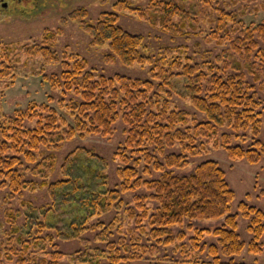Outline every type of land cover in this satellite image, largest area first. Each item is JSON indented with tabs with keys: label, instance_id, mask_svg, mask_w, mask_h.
Instances as JSON below:
<instances>
[{
	"label": "trees",
	"instance_id": "obj_1",
	"mask_svg": "<svg viewBox=\"0 0 264 264\" xmlns=\"http://www.w3.org/2000/svg\"><path fill=\"white\" fill-rule=\"evenodd\" d=\"M184 2L152 0L146 10H140L128 0H120L114 4L113 11L102 13L95 24L83 22L92 45L109 46L112 56L124 65L153 64L150 80L122 75L96 77L85 59L70 54L72 65L65 61L66 67L60 75L44 78L53 90L60 92L62 100L58 105L66 116L54 109L51 95L47 102L33 101L10 116L0 111V180L3 186L9 183L12 189L9 199L27 187L30 190L37 186H47L49 198L41 208L21 200L25 211L6 210L12 232L0 255L4 254L7 261L60 264L65 254L59 250L58 241L77 240L84 246L68 255L70 264H132L135 260H147L146 255H153L161 248H172V256L180 255L172 260L176 263L200 264L199 258H193L195 262L189 258L205 255L206 259H212L210 263L206 261L207 264H247L235 260L246 247L238 233L240 215L250 221L248 231L252 239L248 251L256 254L263 251L264 211L241 202L239 212L231 213L236 195L216 161L208 160L186 175L174 172L186 168L202 152H208L207 146L217 145L221 139H228L229 144L228 134L218 137L219 127L243 133L244 141H248L249 136L254 141L251 148L227 146L231 159L260 163L264 159L262 98L244 82L245 74L239 64L230 65L238 72L236 75L227 72L230 67L216 68L214 63L184 64L177 58H169L174 50L171 48L163 49L161 60L153 63L152 58L144 54L145 37L119 25V13L131 12L142 20L149 18L164 30L184 31L187 25L194 26L196 16L186 9ZM77 14L76 18L82 21L87 17V13ZM176 17L182 24L175 23ZM223 20L219 18L218 24L225 23ZM213 29L212 37L223 36L219 25ZM235 31L239 34L231 37L232 49L237 55L245 54L250 58L257 46L254 37L264 41V23L247 29L238 26ZM230 32L227 29L224 35ZM53 35L46 34L42 46L47 45ZM35 47L24 48L28 54L60 62L49 44ZM12 52L11 48L0 50V78L7 87L16 76ZM176 78L181 79L193 106L206 115V121H188L189 114L172 108L170 100L165 98L170 95L166 88L173 87ZM67 100L70 105L65 104ZM119 119L128 126V136L114 156L121 162L116 170L119 182L115 186H110L105 173L107 161L86 148L70 152L60 167L61 177L55 182L48 181L54 172L56 156L40 154L43 145H57L91 134L107 137ZM177 145L183 148L181 152L168 153ZM27 170L28 176L37 178L39 184L35 180L22 181ZM153 172L159 173L160 178L144 180L141 175L152 176ZM143 186L150 194L135 195L132 199L135 205L125 207L123 193L136 192ZM20 213L24 218L23 226H17L16 222ZM222 219V225L214 229L189 225L186 232L176 237L172 233L174 227H183L186 221ZM207 236L217 239L216 243L209 244ZM186 237L188 243L178 242Z\"/></svg>",
	"mask_w": 264,
	"mask_h": 264
},
{
	"label": "rangeland",
	"instance_id": "obj_2",
	"mask_svg": "<svg viewBox=\"0 0 264 264\" xmlns=\"http://www.w3.org/2000/svg\"><path fill=\"white\" fill-rule=\"evenodd\" d=\"M20 1L19 4L9 3L7 6H4L7 4L6 1H0V50L12 49L11 61L15 68L13 73L16 75L10 87L5 86L4 80L0 78L1 112L10 116L18 108H26L33 101L39 103L47 102L48 97L51 95L54 98L52 103L54 109L66 116L64 109L61 110L60 105H58L60 100H62L60 92L53 90L50 83L44 78L45 76L60 75L63 68L66 67L65 61L72 65V61H69L70 54L78 55L85 59L88 62V69L92 70L96 77L101 75L105 77L122 75L143 81L151 79L153 64L124 65L118 58L112 56L109 46L97 47L92 45V39L84 29L83 22L95 24L102 13L113 11L114 4L120 0ZM128 1L134 8L146 10L152 0ZM183 4H185L186 9L196 14L194 26L187 25L184 31L177 30V28L175 30H164L162 26L154 25L149 18L146 17L145 20H142L137 14L131 12L119 13V25L132 34H140L145 37L147 49L144 50V54L150 56L153 63L161 60L163 49L171 48L174 50L169 58H177L184 64L214 63L217 65L215 66L216 68L222 69L225 66L230 67V65L239 64L245 74L246 81L244 82L264 102V41L257 36L254 37L257 46L253 49L250 58H246L245 54L237 55L231 45V37H236L239 34L235 31V28L241 26L247 29L252 28L253 25L257 26L264 23V0H185ZM78 12L87 13L84 21H82V18H76V16L79 17ZM224 14H229V16H224ZM219 18H223V21L226 20L225 23L218 24ZM174 21L177 25L183 22L179 17L174 18ZM217 25L220 26L223 36L214 38L212 37L213 28H217ZM227 29L231 31L228 36L224 35ZM49 33H54L48 44L57 52L60 59L58 63L49 62L46 56L43 55L28 54V50L24 48L27 46L33 48L35 46H39V48L47 47L48 44L42 45L45 35ZM227 72L233 75L238 74L231 67ZM175 81L177 83H173V87L166 88L170 95H165V98L170 100L172 108L187 112L190 117L188 121L193 119L197 122L206 121V115L198 112L193 106L191 96L180 83L181 79L176 78ZM175 81L172 79V82ZM65 104L70 105V102L67 100ZM127 130L128 126L122 119H119L114 123L113 131L107 137L91 134L85 137H74L57 145H54L55 143H49L50 145L48 146L43 145L40 148V154L47 157L53 153L56 156L54 172L47 178L48 181L55 182L61 177L59 175L60 167L63 159L70 152L77 148H86L94 151L107 161L105 173L108 175L110 186H115L119 182L116 170L121 166V162L114 156L118 152L119 147L124 145L128 136ZM223 134L230 136L229 144L228 139H221L217 145L213 143L207 146L206 151L208 152H202L198 157L193 158L191 164L186 168L174 170V172L178 175H186L208 160L216 161L226 173L227 182L236 195L231 213L236 214L239 212L238 206L241 202L264 211V159L258 164H251L241 159H231L226 149L227 146L240 145L245 148H251V144L254 141L251 140V136L248 137V141H244L241 137L243 133L219 127L218 137L221 138ZM248 135L251 134L248 133ZM261 138H264V132ZM181 149L183 150L182 147L177 145L173 149L168 150V153H179ZM140 169L142 171L143 168ZM24 175L26 176H24L22 181L35 180L38 184L40 183L37 178L28 176V170ZM141 175L144 180L157 179L161 176L156 172H153L152 176ZM39 177L41 178V176ZM145 188L143 186L136 192L123 193L121 198L126 203L125 207L130 208L135 205V202L132 201L135 195H149L150 193ZM11 190L9 183L3 186L0 180V252L7 246L8 234L12 232V227H10L8 222V211L6 212V210L12 209L15 213L25 211L22 208L21 200L29 202L38 208L49 202L47 186L42 188L37 186L30 190L27 187L26 190L24 189L19 194L15 193V196L9 199L12 193ZM152 205L156 206L155 203H152ZM108 218L110 219L111 216H108ZM223 220L186 221L183 227H174L172 233L176 237L178 233L186 232L189 225L214 229L221 226ZM16 222L17 226H23L24 218L21 213ZM249 223V220L240 215L238 233L242 241L246 243V247L240 255L235 256V260L238 263L264 264V249L258 254L248 251V243L252 239V235L248 231ZM46 234L47 232H45ZM87 237L90 238L91 235L88 234ZM205 239L209 244L216 243L217 240L210 236ZM188 241V237H186L185 240L178 242L182 244L188 243ZM57 244L61 253L65 254L60 264H70L67 259L68 255L71 256L76 250L84 246L83 243L77 240H60ZM153 253V255L148 254L145 256L147 260H135L132 264H185L172 261L180 256H172V248H161ZM4 256L1 253L0 264H14L7 261ZM166 258L170 260H166ZM193 258H199L197 261L200 264L206 263V261L210 263L212 260L206 259L205 255H197L189 258V260L191 261ZM193 260L195 262L196 259Z\"/></svg>",
	"mask_w": 264,
	"mask_h": 264
},
{
	"label": "flooded vegetation",
	"instance_id": "obj_3",
	"mask_svg": "<svg viewBox=\"0 0 264 264\" xmlns=\"http://www.w3.org/2000/svg\"><path fill=\"white\" fill-rule=\"evenodd\" d=\"M0 1H6L7 4L4 5V6H7L9 3H17V4H19L21 2L20 0H0ZM29 4H31V3H29Z\"/></svg>",
	"mask_w": 264,
	"mask_h": 264
}]
</instances>
